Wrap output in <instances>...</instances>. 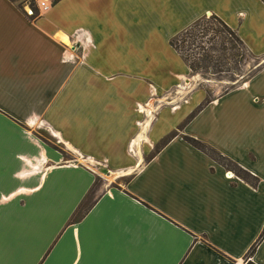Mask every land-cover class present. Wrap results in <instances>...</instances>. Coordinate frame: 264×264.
I'll return each instance as SVG.
<instances>
[{
	"label": "crops",
	"instance_id": "1",
	"mask_svg": "<svg viewBox=\"0 0 264 264\" xmlns=\"http://www.w3.org/2000/svg\"><path fill=\"white\" fill-rule=\"evenodd\" d=\"M206 14L263 62L182 126L206 90L171 110L151 87L192 74L169 40ZM30 16L0 0V264H264V238L247 256L264 227V0H58ZM165 53L175 67L153 76ZM171 132L148 160L129 151ZM89 159L132 173L92 193Z\"/></svg>",
	"mask_w": 264,
	"mask_h": 264
},
{
	"label": "trees",
	"instance_id": "2",
	"mask_svg": "<svg viewBox=\"0 0 264 264\" xmlns=\"http://www.w3.org/2000/svg\"><path fill=\"white\" fill-rule=\"evenodd\" d=\"M30 17L33 18L34 15ZM169 44L179 54L191 72L200 71L214 75L230 74L231 79L235 81L234 83H237L239 78L243 77V63L250 54L237 33L216 15L199 18L173 36L169 40ZM252 72L253 70H250L247 75H251ZM230 86L224 88L222 92H226ZM212 98L211 94L206 91L204 100L186 117L182 126L187 124ZM173 136V132L165 136L158 144L157 150L164 146ZM184 140L206 152L220 164L224 166L231 165L235 173L243 180L252 185L256 184L257 178L208 147L205 143L192 137H184ZM263 238L264 227L256 241L249 248L248 257L253 254L256 245Z\"/></svg>",
	"mask_w": 264,
	"mask_h": 264
},
{
	"label": "rangeland",
	"instance_id": "3",
	"mask_svg": "<svg viewBox=\"0 0 264 264\" xmlns=\"http://www.w3.org/2000/svg\"><path fill=\"white\" fill-rule=\"evenodd\" d=\"M14 1L20 7H22V8L27 7L32 12H36L34 5L31 2H29L28 0H14ZM208 16H210V14L204 15V17H208ZM262 60H263V58H255L249 54L243 63V72L242 73L244 75H243V77L239 78L237 83H240L241 81L246 80V78L248 77L247 74L250 72V70L251 71L254 70V68L256 66H258L259 64H261L263 62ZM176 61H177V59L174 55H172L170 53H165L163 56H161V58L152 61V64H151L152 75L153 76H159L161 73V68H163V66H165L164 63L168 64L169 67H172V68L175 67ZM151 82L154 83L153 80ZM181 82H182L180 84L181 87L183 85H185L186 83L189 84V87H191V88H189V91H187V89L184 91L183 90L181 91V89H182L181 87H180L181 89L180 88L178 89L179 86L178 87L173 86L166 91L158 92L152 86L150 95H151V97H153V100L155 101L154 102V105H155L154 109L159 104V106L157 108L168 107L171 110H174L180 104L184 103L186 101L187 97L189 96V94L196 88H204L213 97V95L223 91L224 88L232 85L235 81H233L231 79L230 74L225 73V74H221V75H214V74L204 73V72L198 71V72H192V74L186 76L185 80L183 79ZM178 90H180V92H178ZM174 103H176L177 106L175 108H172L171 106ZM151 117H153V116H151ZM184 119H186V118H184ZM140 127L143 131L144 130L143 127L142 126H140ZM139 132H141V131L139 130ZM158 144L154 147V149L148 155H143L141 160H148L150 158V156L153 154V152H155L157 150ZM138 147L139 146L134 147L133 145H131L129 147V151L132 155L134 154V157H136L135 152H138V149H139ZM64 157L73 159V156H70L67 153H64ZM78 159H80V157H78ZM136 159H138V157ZM79 161H83V160H79ZM87 161L89 164L92 165L93 168L94 167L97 168L96 172L98 174L96 181L94 183V187L92 189V193L95 192V190H97L100 187L110 186V187L116 188V187L120 186L122 184V182L124 180H126L127 177L132 173L131 171L128 173L125 172V175L121 174V177L119 175H111L110 172L107 173V171H103L104 168L102 167L101 163H95V161L92 159H89ZM91 161H93V162H91ZM226 166L229 168H233L231 165H226Z\"/></svg>",
	"mask_w": 264,
	"mask_h": 264
},
{
	"label": "built area",
	"instance_id": "4",
	"mask_svg": "<svg viewBox=\"0 0 264 264\" xmlns=\"http://www.w3.org/2000/svg\"><path fill=\"white\" fill-rule=\"evenodd\" d=\"M28 1L31 2L36 9V12H32L30 10V14L35 15V16H40V15L47 13L52 8L54 3L56 2V0H28ZM186 89H187V91H189V85H183L181 91L186 90ZM157 106H159V104ZM176 106H177V104L174 103L171 107L175 108ZM152 110L153 109H151V111ZM151 116H152V114L150 115V119L152 118Z\"/></svg>",
	"mask_w": 264,
	"mask_h": 264
},
{
	"label": "bare ground",
	"instance_id": "5",
	"mask_svg": "<svg viewBox=\"0 0 264 264\" xmlns=\"http://www.w3.org/2000/svg\"><path fill=\"white\" fill-rule=\"evenodd\" d=\"M189 88H191V87H189ZM184 91V90H183ZM178 92H180V90H178ZM182 94V93H181ZM153 107V102H151V104H150V106H149V109H150V111H151V108ZM147 111H148V109H147ZM149 111V112H150ZM141 140V139H140ZM139 138H137V140H135L134 141V143L136 144V145H138V143H139ZM139 146V145H138ZM138 156H139V158H140V160L142 159V155H141V153H140V151H138Z\"/></svg>",
	"mask_w": 264,
	"mask_h": 264
}]
</instances>
